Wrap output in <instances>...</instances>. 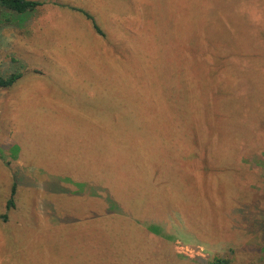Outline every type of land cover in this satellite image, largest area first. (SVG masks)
<instances>
[{"label":"rangeland","instance_id":"rangeland-1","mask_svg":"<svg viewBox=\"0 0 264 264\" xmlns=\"http://www.w3.org/2000/svg\"><path fill=\"white\" fill-rule=\"evenodd\" d=\"M39 1L0 9V264H264V0Z\"/></svg>","mask_w":264,"mask_h":264},{"label":"trees","instance_id":"trees-1","mask_svg":"<svg viewBox=\"0 0 264 264\" xmlns=\"http://www.w3.org/2000/svg\"><path fill=\"white\" fill-rule=\"evenodd\" d=\"M43 3L39 0H0V9L4 8L8 11H11V14L19 16V20H23L25 16L36 9V7L41 6ZM78 10V9H77ZM82 12L85 17L89 18L92 20V17L85 11L79 10ZM92 24L94 29L98 33H102L98 26L95 24V22L92 20ZM21 25V24H19ZM22 72L14 67L13 70H11L9 73L2 75L0 73V87L1 88H6L12 86L18 79L22 77ZM105 182V179L103 177V183ZM120 188V186H119ZM118 189V188H117ZM121 189V188H120ZM15 193V185L13 184L11 187V195L10 198L6 202V209H9L11 206H13V195ZM113 196V194H112ZM116 196V197H115ZM113 196L116 200L120 199L119 193ZM108 196H106L107 198ZM109 202L110 200L107 199ZM127 204V203H124ZM110 207H111V202H110ZM111 209H113L111 207ZM3 220H6V214H3L0 216ZM205 264H231L230 260L225 258V257H214L211 260H206L204 261ZM109 264H114V263H109ZM256 264H262V263H256Z\"/></svg>","mask_w":264,"mask_h":264}]
</instances>
